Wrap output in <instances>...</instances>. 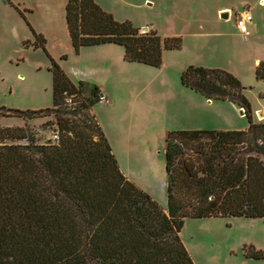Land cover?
Instances as JSON below:
<instances>
[{
    "label": "trees",
    "instance_id": "obj_1",
    "mask_svg": "<svg viewBox=\"0 0 264 264\" xmlns=\"http://www.w3.org/2000/svg\"><path fill=\"white\" fill-rule=\"evenodd\" d=\"M65 24L75 53L114 44L124 61L160 68L164 52L182 47L181 37L140 31L94 0H67ZM28 27L50 62L52 106L0 108V116L52 115L58 140L38 143L27 125L0 127V264H194L180 237L185 219L264 222V122L253 120L235 75L198 65L181 72L183 87L236 104L248 125L168 131L164 209L121 172L92 113L99 88L74 83ZM254 76L264 83V61ZM250 250L246 257L264 259Z\"/></svg>",
    "mask_w": 264,
    "mask_h": 264
},
{
    "label": "rangeland",
    "instance_id": "obj_2",
    "mask_svg": "<svg viewBox=\"0 0 264 264\" xmlns=\"http://www.w3.org/2000/svg\"><path fill=\"white\" fill-rule=\"evenodd\" d=\"M260 1L100 0L117 21L182 38L181 49L164 52V65L152 68L123 61L119 46L84 47L76 54L66 30L67 0H0V108L52 106L50 62L43 49L34 46L29 25L45 39L46 52L66 74L75 70L87 75L82 82L99 88L102 98L92 113L119 167L165 209L168 131L209 124L247 128L236 104L212 101L209 107L202 96L181 87L180 66L191 61L232 73L245 87L253 120L264 122V83L256 81L253 68L255 58L264 59V0ZM244 10L252 16L248 30L253 24L245 40L233 33L235 17ZM25 125L38 143L49 142L56 130L52 115L31 120L0 116V127ZM180 237L194 264H264V259L245 256L250 249L264 254L261 219L188 218Z\"/></svg>",
    "mask_w": 264,
    "mask_h": 264
},
{
    "label": "crops",
    "instance_id": "obj_3",
    "mask_svg": "<svg viewBox=\"0 0 264 264\" xmlns=\"http://www.w3.org/2000/svg\"><path fill=\"white\" fill-rule=\"evenodd\" d=\"M103 10H104V8H103V6H102V4H101V2H100V0H94ZM224 9H226V8H224ZM221 10V9H220ZM219 10V11H220ZM245 11V10H244ZM243 12V11H242ZM249 12V11H248ZM239 14V13H238ZM237 14V15H238ZM250 14V13H249ZM251 15V14H250ZM227 16L228 15H226V19H227ZM252 17V16H251ZM251 22H252V20H251ZM251 22L249 23V25L251 24ZM248 26V25H247ZM253 26V24L250 26V29L248 30V28H247V34L246 35H242V34H240L239 32H238V29H237V27L235 28V32H233L235 35H239L240 37H242L243 38V40H245L247 37H249L250 36V34H249V32H250V30H251V27ZM113 46H118V45H114V44H102V45H97V46H90V47H99V48H107V47H113ZM120 47V46H119ZM82 48H84V47H82ZM81 48V49H82ZM122 48V47H121ZM112 49V48H111ZM122 50H123V48H122ZM80 51V50H79ZM121 53H122V57H123V55H124V51H121ZM77 54V53H76ZM164 55H165V53H163V61H162V66L164 65ZM123 61H124V59H123ZM261 61H264V59L262 60L261 58H255L254 59V61H253V68L255 69V66L259 63V62H261ZM187 64V65H186ZM186 64H184V65H182V66H180L179 67V69H178V75H179V77H180V74H181V72L189 65V64H191V65H193L194 64V62H191V61H189V62H186ZM68 76H69V78L73 81V82H75L74 80H73V78L78 82V81H82L83 80V78L84 79H86L87 80V78H89V77H87V75H85L86 77H84V74H81V73H78L77 71H75V70H73L72 72H70L69 74H67ZM181 85V84H180ZM181 87H183L182 85H181ZM184 89H186V90H188V91H191V90H189V89H187V88H185V87H183ZM191 92H193V91H191ZM207 100L205 99V104L207 105V106H211V102L213 101V100H209L208 102H206ZM213 102H218V101H213ZM225 102H227V101H223V103H225ZM247 125H248V123H247ZM223 128H225V127H222V126H218V125H212V124H209V125H204V126H193V127H191V129H189V130H192V129H217V130H233V129H223ZM235 130H237V129H235ZM113 152V151H112ZM119 165V164H118ZM120 168V170H121V172L123 173V175L128 179V178H130V176H128V175H126L124 172H123V170L121 169V167H119ZM165 186H166V183L163 185V188L165 189Z\"/></svg>",
    "mask_w": 264,
    "mask_h": 264
},
{
    "label": "built area",
    "instance_id": "obj_4",
    "mask_svg": "<svg viewBox=\"0 0 264 264\" xmlns=\"http://www.w3.org/2000/svg\"><path fill=\"white\" fill-rule=\"evenodd\" d=\"M251 20L252 17L248 11H243L235 17V24L240 34H247V24H249ZM51 140L54 142L58 140V135L56 132L52 134Z\"/></svg>",
    "mask_w": 264,
    "mask_h": 264
},
{
    "label": "water",
    "instance_id": "obj_5",
    "mask_svg": "<svg viewBox=\"0 0 264 264\" xmlns=\"http://www.w3.org/2000/svg\"><path fill=\"white\" fill-rule=\"evenodd\" d=\"M226 15H227V14H222V18H226ZM240 114H241V115L243 114V111H242V110H240Z\"/></svg>",
    "mask_w": 264,
    "mask_h": 264
},
{
    "label": "bare ground",
    "instance_id": "obj_6",
    "mask_svg": "<svg viewBox=\"0 0 264 264\" xmlns=\"http://www.w3.org/2000/svg\"><path fill=\"white\" fill-rule=\"evenodd\" d=\"M263 1L261 0L260 3H262Z\"/></svg>",
    "mask_w": 264,
    "mask_h": 264
}]
</instances>
